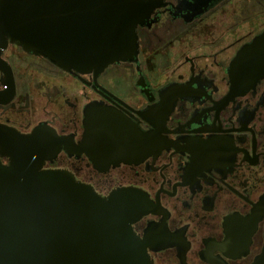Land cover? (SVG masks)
I'll return each mask as SVG.
<instances>
[{
    "label": "flooded vegetation",
    "instance_id": "obj_1",
    "mask_svg": "<svg viewBox=\"0 0 264 264\" xmlns=\"http://www.w3.org/2000/svg\"><path fill=\"white\" fill-rule=\"evenodd\" d=\"M261 34L264 0H162L137 26L138 62L96 75L8 44L1 56L15 87L0 123L21 134L52 127L62 142L43 167L67 170L102 196L144 192L151 207L132 228L152 264H264V76L240 91L230 77L231 63ZM12 46L48 67H16L19 57L5 54ZM92 102L153 135V148L97 164L81 145Z\"/></svg>",
    "mask_w": 264,
    "mask_h": 264
},
{
    "label": "water",
    "instance_id": "obj_2",
    "mask_svg": "<svg viewBox=\"0 0 264 264\" xmlns=\"http://www.w3.org/2000/svg\"><path fill=\"white\" fill-rule=\"evenodd\" d=\"M161 3L0 0V104L10 100L15 87L11 66L1 56L8 44L61 70L96 75L113 63L138 62L137 26L148 22ZM262 46L264 34L231 63V82L238 91L264 76ZM19 47L5 52L19 57L13 56V65L48 67ZM242 68L248 73H238ZM137 83L146 85L142 75ZM83 124L81 145L103 167L138 157L154 145L153 135L98 102L85 106ZM61 142L62 136L47 125L21 134L0 123V264H152L132 228L151 207L144 192L120 187L102 196L67 170L44 168Z\"/></svg>",
    "mask_w": 264,
    "mask_h": 264
}]
</instances>
